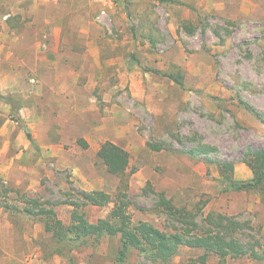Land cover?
Returning a JSON list of instances; mask_svg holds the SVG:
<instances>
[{"label":"rangeland","instance_id":"1","mask_svg":"<svg viewBox=\"0 0 264 264\" xmlns=\"http://www.w3.org/2000/svg\"><path fill=\"white\" fill-rule=\"evenodd\" d=\"M242 102L264 114V0H0V264H118V237L68 253L40 214L69 225L81 191L117 194L119 178L97 157L106 141L130 156L133 224L181 230L157 207L164 195L197 214L190 228L212 213L234 218L261 255L264 193L224 192L210 162L252 177L245 153L264 147V123ZM111 208L80 211L95 223ZM201 254L183 246L167 264ZM126 264L153 263L133 251Z\"/></svg>","mask_w":264,"mask_h":264},{"label":"trees","instance_id":"2","mask_svg":"<svg viewBox=\"0 0 264 264\" xmlns=\"http://www.w3.org/2000/svg\"><path fill=\"white\" fill-rule=\"evenodd\" d=\"M159 1L164 2L165 0ZM163 76L171 79L178 86L183 84L180 76L174 77L167 73H164ZM6 100L12 103V99L7 97ZM241 104L256 120L264 123V114L247 103L242 102ZM18 108H20L19 104L16 105L15 110L17 111ZM25 134L27 139L32 142L31 135L27 130ZM82 146L83 148L87 147L85 143ZM154 150H159V147ZM205 153L207 152L205 151ZM97 157L107 173L119 178V190L114 197L103 191H81L78 201L69 203L73 208L69 225H64L58 220L53 209L40 211V214L46 216L43 222L45 232L51 233L58 243L68 249V253L85 245L89 239L99 243L103 237H118L119 247L115 256V261L118 264H126L127 258L133 251L150 263L167 264L183 246L202 251V254L197 257L199 264H206L207 258L211 254L217 256V264H226L227 258L236 259L244 256L255 260H264V251L260 255L253 245L242 242L240 238L242 225L234 218L220 213H212L202 221L203 226L194 224L193 228H190L189 222L193 224L197 214L175 207L164 195L158 196L157 207L161 208L168 216L180 220L181 230L175 228L171 232H165L146 222L133 224L128 212L130 203L125 192L128 186V176L133 172L129 171V153L119 145L106 141L99 146ZM210 162L218 168L224 192L264 193V147L246 151L244 163L252 173V177L246 181L234 178L232 163ZM108 204H112L109 217L98 219L95 223L88 222L84 213L80 211V208L84 206L104 207ZM24 211L29 215L35 214L31 209Z\"/></svg>","mask_w":264,"mask_h":264},{"label":"built area","instance_id":"3","mask_svg":"<svg viewBox=\"0 0 264 264\" xmlns=\"http://www.w3.org/2000/svg\"><path fill=\"white\" fill-rule=\"evenodd\" d=\"M101 1V0H100ZM104 15V11H102L97 18H100Z\"/></svg>","mask_w":264,"mask_h":264},{"label":"crops","instance_id":"4","mask_svg":"<svg viewBox=\"0 0 264 264\" xmlns=\"http://www.w3.org/2000/svg\"><path fill=\"white\" fill-rule=\"evenodd\" d=\"M79 32H82V31H76L77 34H79ZM86 55V54H85Z\"/></svg>","mask_w":264,"mask_h":264}]
</instances>
